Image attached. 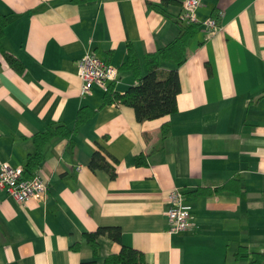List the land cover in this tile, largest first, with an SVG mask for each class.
Returning a JSON list of instances; mask_svg holds the SVG:
<instances>
[{
	"label": "crops",
	"instance_id": "0c3cea01",
	"mask_svg": "<svg viewBox=\"0 0 264 264\" xmlns=\"http://www.w3.org/2000/svg\"><path fill=\"white\" fill-rule=\"evenodd\" d=\"M162 1L0 0L10 20L0 50V163L23 169L36 134L55 125L73 131L82 108L95 111L71 137L45 147L36 170L48 184L45 202L19 203L0 190V264H101L123 246L143 252L148 264H243L248 259L235 256L242 247L264 253V0H202L199 22L218 13L221 28L210 36L201 27L189 41L177 113L139 122L131 107L104 106L97 86L81 96L78 63L86 53L119 69L111 85L122 95L137 84L121 70L129 44L148 73L145 57L180 32L185 0H173L165 14L149 6ZM3 52L25 71L10 68ZM100 147L115 179L89 167ZM143 155L147 164L137 166ZM229 181V190L215 192ZM174 189L193 220L169 234ZM199 189L211 193L191 194ZM101 227L120 228L122 238L101 236L95 258L84 234Z\"/></svg>",
	"mask_w": 264,
	"mask_h": 264
},
{
	"label": "trees",
	"instance_id": "16d2710c",
	"mask_svg": "<svg viewBox=\"0 0 264 264\" xmlns=\"http://www.w3.org/2000/svg\"><path fill=\"white\" fill-rule=\"evenodd\" d=\"M173 0H163L161 5L149 4L150 8L157 12L165 14L164 7L173 3ZM214 19L220 21L219 14L213 16ZM10 24L9 18L0 12V50L2 51V40L6 35V29ZM180 32L176 39L165 47L156 50L154 53L145 57L148 73L142 75L139 59L133 45H128V60L121 67V70L132 72L137 84L132 86L125 92L119 94L115 92L114 85L104 95V106L111 104H121L131 107L135 110L137 120L139 122L160 119L178 112V96L181 92V83L179 79V68L185 63L188 55V44L193 39L201 24H184L177 21ZM5 60L10 68L22 74L25 71L24 64L15 56L3 52ZM162 63L173 64L170 70L161 67ZM95 115V111L88 107L82 108L76 119V128L90 120ZM75 130H70L64 125H55L51 130L36 134L33 137L35 144V152L27 158L26 165L23 168V177L30 179L36 173V170L43 164L45 160V147L55 136L71 137ZM170 133V126L165 125L161 131L162 140L165 141ZM107 153L103 147L94 152L90 161V169L93 172L98 170L107 172L112 179L117 174L115 167L108 161ZM147 164L146 156L136 159V165L142 166ZM236 181V180H235ZM238 182V181H237ZM227 182L223 186L215 189V192L227 191L230 189ZM207 189H199L191 194L201 197L210 194ZM101 236H108L113 241L121 243L122 231L118 227H101L96 232L86 233L84 237L88 244L94 250L95 258L99 256L98 240ZM81 244L77 243L72 246L74 251H79ZM239 259H248L247 264H264V253L250 252L248 248L242 247L235 255ZM88 264H98L94 260ZM101 264H148L145 254L137 249L123 246L119 254L107 257Z\"/></svg>",
	"mask_w": 264,
	"mask_h": 264
},
{
	"label": "built area",
	"instance_id": "2783aa9c",
	"mask_svg": "<svg viewBox=\"0 0 264 264\" xmlns=\"http://www.w3.org/2000/svg\"><path fill=\"white\" fill-rule=\"evenodd\" d=\"M202 0H185L178 20L184 24H201L208 35L215 34L221 27L214 18L200 23L197 11ZM78 76L83 82L81 96L91 95L97 86L107 92L111 83L118 81L119 69L104 62L94 53H86L78 63ZM0 190L5 191L19 203L36 200L45 202L48 196L47 181L37 172L30 179L23 177V169L11 167L8 163H0ZM169 234H178L189 230L192 224V208L186 203L185 195L174 189L168 198Z\"/></svg>",
	"mask_w": 264,
	"mask_h": 264
},
{
	"label": "rangeland",
	"instance_id": "374dc122",
	"mask_svg": "<svg viewBox=\"0 0 264 264\" xmlns=\"http://www.w3.org/2000/svg\"><path fill=\"white\" fill-rule=\"evenodd\" d=\"M243 264H247V262L243 263Z\"/></svg>",
	"mask_w": 264,
	"mask_h": 264
}]
</instances>
